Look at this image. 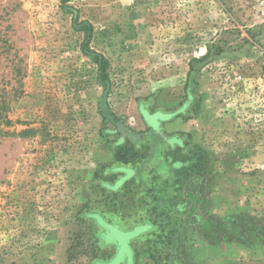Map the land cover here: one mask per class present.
<instances>
[{
  "label": "rangeland",
  "instance_id": "374dc122",
  "mask_svg": "<svg viewBox=\"0 0 264 264\" xmlns=\"http://www.w3.org/2000/svg\"><path fill=\"white\" fill-rule=\"evenodd\" d=\"M0 264H264V0H0Z\"/></svg>",
  "mask_w": 264,
  "mask_h": 264
},
{
  "label": "trees",
  "instance_id": "16d2710c",
  "mask_svg": "<svg viewBox=\"0 0 264 264\" xmlns=\"http://www.w3.org/2000/svg\"><path fill=\"white\" fill-rule=\"evenodd\" d=\"M73 24L77 32H83L85 34V42L82 45L83 53L94 59V61L96 62V66L98 68L97 71L99 74V79L104 83H108L109 82V76L107 73L109 67L108 60L102 54L94 52L90 49V43L93 37L92 25L88 22H80L77 16H75ZM157 116L161 118H165L163 114L158 113ZM107 118L113 119V120L111 119V123H113L115 128L120 132L122 136L121 142H119V146L116 148V153H115V157L118 162L128 164L136 159H153L156 154L155 153L156 152L155 150L157 149L156 147L161 143H165V145H169L171 148H174L176 146V142L173 143L171 140L166 142V140L163 137L158 136V132H156L157 134L153 132L146 135L148 139L152 140L151 141L152 144L147 145L146 147L148 150V154L146 156L139 155V152L137 151L138 144H144L145 138L139 139V141H132L131 139L128 138V133L126 132L124 126L120 124V119L117 118L116 115H112L111 113H108ZM145 118L151 121V126L155 128L157 124L153 123L154 117H151L147 113H145ZM187 164L189 163L187 162ZM178 181L179 180L177 179L176 182ZM120 235L133 236L132 233H121Z\"/></svg>",
  "mask_w": 264,
  "mask_h": 264
}]
</instances>
